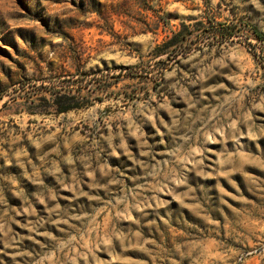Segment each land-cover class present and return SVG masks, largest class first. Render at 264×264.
Masks as SVG:
<instances>
[{
    "label": "rangeland",
    "instance_id": "rangeland-1",
    "mask_svg": "<svg viewBox=\"0 0 264 264\" xmlns=\"http://www.w3.org/2000/svg\"><path fill=\"white\" fill-rule=\"evenodd\" d=\"M0 264H264V0H0Z\"/></svg>",
    "mask_w": 264,
    "mask_h": 264
},
{
    "label": "trees",
    "instance_id": "trees-1",
    "mask_svg": "<svg viewBox=\"0 0 264 264\" xmlns=\"http://www.w3.org/2000/svg\"><path fill=\"white\" fill-rule=\"evenodd\" d=\"M73 97H68V96H56L55 97V106L59 107L58 112H67L70 111L73 106L70 105L69 101L73 100ZM66 100V101H64ZM63 102L65 103H69L67 106H62V105H66V104H62Z\"/></svg>",
    "mask_w": 264,
    "mask_h": 264
}]
</instances>
